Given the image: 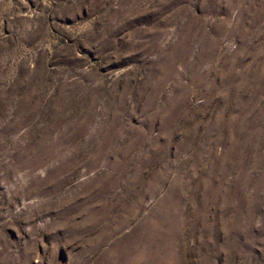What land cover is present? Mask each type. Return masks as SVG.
<instances>
[{
	"label": "rangeland",
	"instance_id": "1",
	"mask_svg": "<svg viewBox=\"0 0 264 264\" xmlns=\"http://www.w3.org/2000/svg\"><path fill=\"white\" fill-rule=\"evenodd\" d=\"M0 264H264V0H0Z\"/></svg>",
	"mask_w": 264,
	"mask_h": 264
}]
</instances>
